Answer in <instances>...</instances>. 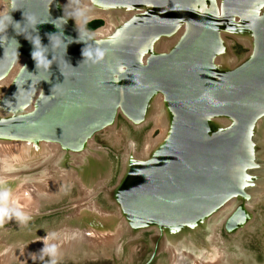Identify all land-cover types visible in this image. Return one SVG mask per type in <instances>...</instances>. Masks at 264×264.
<instances>
[{
	"label": "water",
	"instance_id": "95a60500",
	"mask_svg": "<svg viewBox=\"0 0 264 264\" xmlns=\"http://www.w3.org/2000/svg\"><path fill=\"white\" fill-rule=\"evenodd\" d=\"M6 1L0 24L10 14L15 25L0 31V141L78 155L118 115L143 126L162 95L165 135L125 161L107 191L129 233L152 229L179 250L209 235L231 202L222 229L245 230L264 166V0H93L115 23L107 36L75 23L63 0ZM140 4L148 12L135 16ZM124 7L116 23L109 12ZM229 38L249 49L246 57L229 58ZM163 40L171 44L160 52ZM36 51L49 68H37ZM18 181L0 179V230L34 218L13 219L7 207Z\"/></svg>",
	"mask_w": 264,
	"mask_h": 264
},
{
	"label": "rangeland",
	"instance_id": "374dc122",
	"mask_svg": "<svg viewBox=\"0 0 264 264\" xmlns=\"http://www.w3.org/2000/svg\"><path fill=\"white\" fill-rule=\"evenodd\" d=\"M0 1L9 6L8 1ZM65 9L72 14L70 8L66 6ZM5 15L1 14V17ZM76 20L80 21V17ZM105 20L102 27L106 25ZM84 28L89 30L85 24ZM229 39L232 50L229 58L241 60L246 57L249 49ZM163 42L170 45L169 41ZM168 46L161 52H165ZM13 75L7 77L8 83ZM158 110L156 105L155 113L141 127H135L118 115L113 127L95 134L92 146L89 143L90 148L78 155L61 149L53 151L45 143L0 141V145L7 147L6 154L0 153V179H9L10 182L19 179L7 207L15 212L13 219L34 217L26 223L0 230V260L6 261L5 264H148L158 246L157 255L150 264H173L171 255L174 260L177 254L185 256V251L193 245L195 255H211L208 260L214 263L217 246L220 245L232 254L231 264H264V202L253 209L248 218V229L245 227L240 233L230 235L222 229L223 221L215 231L216 241L210 240V234L203 233L194 244L185 241L188 243H183V248L179 250L172 247L171 250L166 249L167 240L159 241L152 229L136 237L129 233L118 206L107 191L117 185L125 161L130 157L145 156L162 140L163 137L144 153L148 140L156 139L162 133V129L155 124L157 114H160ZM162 116L165 118L163 109ZM40 184L45 186L44 191L37 188ZM25 197L30 200L34 197L32 200H37L35 206L23 205L25 202L22 204L21 200ZM231 213L229 210L225 216ZM46 245L54 246L58 256L41 253ZM24 252L30 258L44 256L38 260H25V256L19 259ZM185 258L190 260L188 256Z\"/></svg>",
	"mask_w": 264,
	"mask_h": 264
},
{
	"label": "bare ground",
	"instance_id": "6f19581e",
	"mask_svg": "<svg viewBox=\"0 0 264 264\" xmlns=\"http://www.w3.org/2000/svg\"><path fill=\"white\" fill-rule=\"evenodd\" d=\"M63 3L65 4V6H67L68 8H70V10L71 11H73V9L74 8H79L81 11L80 12H82L83 13V15H80V21H77V24L79 25V26H84V24H87V22H89V21H91L92 19H95V18H97V17H104L106 20V25L104 26V27H101V28H99V29H97L96 30V33H97V35L98 36H107V35H109L110 33H112V31H113V29H114V27L112 26V24H115L113 21H111V19L110 18H108L107 17V15H106V12L105 11H101V10H98V9H95V8H93V0H63ZM90 7L91 8H93V9H95V10H88V9H90ZM8 8H9V6H8V4L7 3H5V2H3V1H0V15L1 14H6L7 12H8ZM82 13H80V14H82ZM108 18V19H107ZM167 41V40H166ZM169 42H171V40L169 41ZM168 42L165 44L164 42L162 43V45L161 46H159L158 47V49H159V51L161 52V51H163L165 48H166V46H168ZM17 65H15L14 66V69L12 70V73H16V69H17ZM10 74V75H13V74ZM11 78H12V76H11ZM11 78H9V80L11 79ZM8 83V82H7ZM9 83H10V81H9ZM163 96L162 95H159V97L157 98V103L158 104H156V105H158V111L160 112V114H157V120L155 121V124H156V127H160L161 129H162V133H161V135L158 137V138H156V139H153V138H150V136H152L151 134H150V136H149V143L147 144V146L145 147V150H144V153H146L147 151H150L151 149H152V147H154L155 146V144L164 136V134L166 133V128L168 127V124H167V122H166V119L162 116V105L161 104H163ZM157 111V112H158ZM151 133V132H150ZM263 142H264V135H263ZM94 142H93V140H91L90 141V145L92 146V144H93ZM49 147H51L52 149H53V151H57L58 149H59V146L57 145V144H53V145H49ZM94 147V146H93ZM7 147L6 146H3V145H0V153L1 154H6L7 153V149H6ZM10 148V147H9ZM10 151V150H9ZM3 154V155H4ZM8 155V154H7ZM264 157V156H263ZM79 164H82V162H80ZM260 172V175H261V181H259L258 182V184L256 185V188L253 190V191H251V194L253 195V197H254V199L252 200V202L250 203V205H249V208L250 209H254L258 204H260V203H263L264 202V166H263V168L259 171ZM74 175V174H73ZM73 175H72V177H73ZM1 178V177H0ZM2 178H4V177H2ZM62 179V178H61ZM54 180V179H53ZM59 181V180H58ZM65 181V180H64ZM73 181V180H72ZM40 183V182H39ZM43 184V183H42ZM41 187V188H40ZM40 187H38L37 186V188H39V191H41V190H45L46 188H44L45 186H41V184H40ZM25 189H27L26 187H25ZM28 190L29 189H27V192H28ZM21 194H23V193H21ZM32 193H30V195H31ZM37 194V193H36ZM30 195H28L27 194V196H30ZM23 196V195H22ZM15 197V196H14ZM24 197V196H23ZM20 198V197H19ZM32 198H34V197H32ZM32 198H31V200H30V198L29 197H25V198H23L21 201H22V204L23 205H25V206H30V208L32 207V206H35L34 205V203H37L35 200H32ZM37 199V198H36ZM34 201V202H33ZM17 202V201H16ZM39 202V201H38ZM19 204H21V203H19ZM17 205H18V203H17ZM23 205H21V206H23ZM18 206H20V205H18ZM233 206H234V204L231 202V203H228L227 204V206L225 207V209H223V212L220 214V215H218L217 217H216V219H215V222L211 225V233H210V235H209V238H210V240L211 241H216L217 240V238L215 237V231L217 230V228L220 226V224H222V222L225 220V218H226V213H227V211H229V210H233ZM16 207V206H15ZM253 211V210H252ZM216 220H219V221H216ZM249 227L248 226H246V229H248ZM220 229V228H219ZM219 231V230H218ZM241 231V230H240ZM240 231L238 232V233H240ZM243 231V230H242ZM237 233V234H238ZM82 236H85V234L84 235H82ZM220 242H221V240H220ZM52 244H54V245H56V243H52ZM51 244V245H52ZM191 247L189 248V249H187L186 251H185V256H188L189 258H190V260H186V258H185V256H182V255H180V254H177L176 256H175V260H174V257H173V255H171V257L173 258H171L173 261H174V263L173 264H231V255L232 254H230L227 250H224L225 248L224 247H220V245L219 246H217V259L215 260L214 259V263L213 262H210L209 260H208V258L210 257L211 258V255H207V254H205V253H201V254H199V255H201V256H197V255H195V252H193V250H192V245H190ZM57 248V247H56ZM171 247L168 245V247H166V249H170ZM224 248V249H223ZM171 250V249H170ZM10 251V250H9ZM174 251V250H173ZM27 254V253H26ZM26 254H25V252L24 253H21V255H20V253L18 254V255H20L19 256V259L21 258V257H23V256H25L26 257V259L25 260H29V259H36V260H38L39 258H41V257H43L44 255L42 254V255H38V256H33L32 258H30L29 256H26ZM54 254L55 255H57V253L56 252H54ZM170 254H171V252H170ZM18 255H17V258H18ZM28 255V254H27ZM58 256V255H57ZM56 256V257H57ZM213 257H215V256H213ZM16 258V259H17ZM61 258V257H60ZM13 261V260H12ZM171 261V260H170ZM212 261H213V259H212ZM5 262L6 261H3L2 262V260H0V264H5Z\"/></svg>",
	"mask_w": 264,
	"mask_h": 264
},
{
	"label": "clouds",
	"instance_id": "9594fccd",
	"mask_svg": "<svg viewBox=\"0 0 264 264\" xmlns=\"http://www.w3.org/2000/svg\"><path fill=\"white\" fill-rule=\"evenodd\" d=\"M80 11L81 10L79 8H74L73 11H72L71 16L69 18L74 19L76 21V19L78 18L79 14H80ZM8 20H9V23L7 25L0 24V31H5L9 27V25H15V24H13V21L11 20L10 14H9ZM61 43L64 44V47H65V50H66V44L63 41H61ZM33 45L36 48H42V46L40 45L38 39L33 41ZM55 46L58 47L59 45H55ZM32 55H33V59L37 63V68L38 69L39 68L47 69V68L50 67V62L45 58V56L43 55L42 52L36 51V52H33ZM41 253L47 254L49 256H53L54 255V246H47L46 245L41 250Z\"/></svg>",
	"mask_w": 264,
	"mask_h": 264
},
{
	"label": "flooded vegetation",
	"instance_id": "af4514ba",
	"mask_svg": "<svg viewBox=\"0 0 264 264\" xmlns=\"http://www.w3.org/2000/svg\"><path fill=\"white\" fill-rule=\"evenodd\" d=\"M154 6L152 5V8H153ZM131 8V7H130ZM88 10H92V9H88ZM98 10H100V9H98ZM105 10H107L108 11V8L107 9H105ZM131 10H132V14H134L135 16H142L143 14H145V13H147L148 11H144V7H143V5H141L140 4V6L139 7H137L136 8V6H133V8H131ZM107 11H105V12H107ZM112 11V10H111ZM126 10H125V7L124 8H122L121 10H117V11H114L115 13H113V12H109V13H112L113 14V16H112V18H115V20H116V23H118V22H123V20H124V14L122 13V12H124V13H128V12H125ZM0 17H1V15H0ZM80 17V16H79ZM94 21H101L103 24H104V20H101V19H95ZM94 21H92V22H94ZM74 22H76L77 23V20L75 21L74 20ZM89 23H91V22H89ZM89 23H87V24H85V26H86V28H87V26L89 25ZM105 24H106V22H105ZM84 27V26H83ZM102 27V25H100L99 27H97L96 29H94V30H97V29H99V28H101ZM94 30H90V31H94ZM170 41V40H169ZM170 44H171V42H170Z\"/></svg>",
	"mask_w": 264,
	"mask_h": 264
},
{
	"label": "trees",
	"instance_id": "16d2710c",
	"mask_svg": "<svg viewBox=\"0 0 264 264\" xmlns=\"http://www.w3.org/2000/svg\"><path fill=\"white\" fill-rule=\"evenodd\" d=\"M101 24H102L101 21H94V22H91V23H89V25H88V29H89V30H94V29H96L97 27H99Z\"/></svg>",
	"mask_w": 264,
	"mask_h": 264
}]
</instances>
